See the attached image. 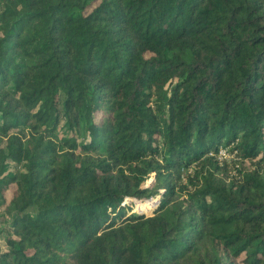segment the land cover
<instances>
[{
  "label": "trees",
  "instance_id": "obj_1",
  "mask_svg": "<svg viewBox=\"0 0 264 264\" xmlns=\"http://www.w3.org/2000/svg\"><path fill=\"white\" fill-rule=\"evenodd\" d=\"M0 264H264V0H0Z\"/></svg>",
  "mask_w": 264,
  "mask_h": 264
},
{
  "label": "rangeland",
  "instance_id": "obj_2",
  "mask_svg": "<svg viewBox=\"0 0 264 264\" xmlns=\"http://www.w3.org/2000/svg\"><path fill=\"white\" fill-rule=\"evenodd\" d=\"M150 183H151V181H149L146 185L149 186ZM159 200H160L159 196H156V197H152V198H149V199H141V200L126 199L125 202L128 203V204L129 203L133 204V206H134L133 213H135L137 215H149L156 208L157 204L159 203ZM152 205H153V207H152ZM143 206H148L149 207L146 210L147 212L142 213L141 211H139L140 208H142ZM149 209H151V210H149Z\"/></svg>",
  "mask_w": 264,
  "mask_h": 264
},
{
  "label": "built area",
  "instance_id": "obj_3",
  "mask_svg": "<svg viewBox=\"0 0 264 264\" xmlns=\"http://www.w3.org/2000/svg\"><path fill=\"white\" fill-rule=\"evenodd\" d=\"M220 155L221 156H225V152L224 151H220Z\"/></svg>",
  "mask_w": 264,
  "mask_h": 264
},
{
  "label": "bare ground",
  "instance_id": "obj_4",
  "mask_svg": "<svg viewBox=\"0 0 264 264\" xmlns=\"http://www.w3.org/2000/svg\"><path fill=\"white\" fill-rule=\"evenodd\" d=\"M153 205H154V204H153ZM153 205H152V206H153ZM143 208L147 209V208H149V207H148V206H143V207L140 208V209H143Z\"/></svg>",
  "mask_w": 264,
  "mask_h": 264
}]
</instances>
